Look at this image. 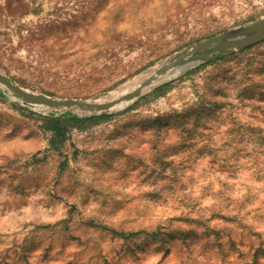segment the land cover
<instances>
[{
    "label": "rangeland",
    "instance_id": "rangeland-1",
    "mask_svg": "<svg viewBox=\"0 0 264 264\" xmlns=\"http://www.w3.org/2000/svg\"><path fill=\"white\" fill-rule=\"evenodd\" d=\"M262 16L264 0H0V71L98 100ZM239 49L102 112L0 82V264H264V41ZM68 114L91 119L44 127Z\"/></svg>",
    "mask_w": 264,
    "mask_h": 264
},
{
    "label": "water",
    "instance_id": "water-1",
    "mask_svg": "<svg viewBox=\"0 0 264 264\" xmlns=\"http://www.w3.org/2000/svg\"><path fill=\"white\" fill-rule=\"evenodd\" d=\"M263 40L264 16L244 25L227 29L221 33L185 47L184 49L176 52L170 58L166 59L165 63L158 67L149 77L143 80L134 90L126 92L116 98L103 101L75 97H52L18 85L9 76L1 71L0 82L27 102L54 108H77L84 112H102L108 110L119 101L131 100L138 96L143 87L176 65L186 64L198 59H214L227 50L246 48Z\"/></svg>",
    "mask_w": 264,
    "mask_h": 264
},
{
    "label": "bare ground",
    "instance_id": "bare-ground-1",
    "mask_svg": "<svg viewBox=\"0 0 264 264\" xmlns=\"http://www.w3.org/2000/svg\"><path fill=\"white\" fill-rule=\"evenodd\" d=\"M165 61H162V62L156 64L155 66H153V67L141 72L140 74L132 77L131 79L127 80L126 82L121 84L116 89L109 92V94H107L106 96L100 97L97 101L113 99V98H116V97L126 93V92L134 90L135 88H137L141 84V82L143 80H145L147 77H149L158 67H160L163 63H165ZM185 66H186L185 64H181V65H176V66L168 69L165 73L159 75L157 78H155L149 84H147L145 87H143L141 92L153 87L154 85H156L157 83H159L163 80H166L168 78H171V77L177 75L178 73H180L184 69ZM128 101L129 100L119 101L116 104H114L113 106H111L108 110L118 109V108L126 105L128 103ZM75 109H77V108H75Z\"/></svg>",
    "mask_w": 264,
    "mask_h": 264
},
{
    "label": "trees",
    "instance_id": "trees-1",
    "mask_svg": "<svg viewBox=\"0 0 264 264\" xmlns=\"http://www.w3.org/2000/svg\"><path fill=\"white\" fill-rule=\"evenodd\" d=\"M258 43H255V44H258ZM255 44L250 45L246 48H241L239 50L244 51L254 46ZM90 119H91L90 117H78L73 114H68L66 115V117L51 116V117L46 118V120L44 121V127L46 129L53 131L56 136L58 135L59 137H63L65 132H67V130H69L71 127L78 126L79 122H83V121L90 120Z\"/></svg>",
    "mask_w": 264,
    "mask_h": 264
}]
</instances>
